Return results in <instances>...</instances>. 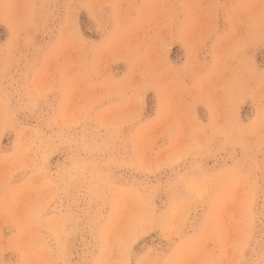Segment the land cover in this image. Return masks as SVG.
<instances>
[{
    "label": "rangeland",
    "instance_id": "374dc122",
    "mask_svg": "<svg viewBox=\"0 0 264 264\" xmlns=\"http://www.w3.org/2000/svg\"><path fill=\"white\" fill-rule=\"evenodd\" d=\"M0 264H264V0H0Z\"/></svg>",
    "mask_w": 264,
    "mask_h": 264
}]
</instances>
